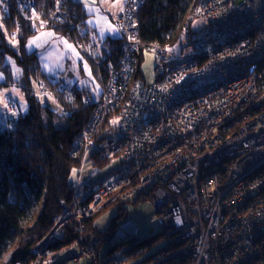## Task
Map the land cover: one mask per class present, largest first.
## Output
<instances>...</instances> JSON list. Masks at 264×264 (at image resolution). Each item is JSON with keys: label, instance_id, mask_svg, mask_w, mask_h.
<instances>
[{"label": "built area", "instance_id": "1", "mask_svg": "<svg viewBox=\"0 0 264 264\" xmlns=\"http://www.w3.org/2000/svg\"><path fill=\"white\" fill-rule=\"evenodd\" d=\"M144 1L123 0L115 19L120 62L102 94L83 100L93 113L73 149L121 156L122 167L103 184L79 176L65 219L72 209L83 220L104 199L151 193L167 242L151 264H264V0H194L177 44H145L156 54L152 84L135 76V13ZM64 3L55 2L50 18L61 26L68 24ZM22 15L36 19L31 2ZM112 109L119 116L107 130L115 137L102 138L97 129ZM60 226L42 238L29 264L50 261ZM87 240L70 252L71 264H103L98 238Z\"/></svg>", "mask_w": 264, "mask_h": 264}, {"label": "trees", "instance_id": "2", "mask_svg": "<svg viewBox=\"0 0 264 264\" xmlns=\"http://www.w3.org/2000/svg\"><path fill=\"white\" fill-rule=\"evenodd\" d=\"M54 1L33 0L38 20L45 21L46 27L58 34L73 33L74 29L69 26L50 22ZM193 2L194 0H145L135 15L139 41L143 44H172L177 41L184 25L188 23ZM67 3L73 5L70 0ZM68 15L74 23H80L77 5H74V12L70 11ZM0 24V64L2 58L8 56L21 70L22 75L17 83L27 103V111L19 114L9 128L0 126V264H29L38 243L55 226L62 208L71 206L75 184L69 182V177L82 163V152H72L75 143L82 137L90 108L83 104L88 95L84 91L73 90L69 94H74V97L70 99L68 94L66 100L64 92L57 88L58 83L41 72L37 56L25 51V41L35 31L33 23L21 17L16 5H9L7 11L2 13ZM9 37L17 40V49L7 44L6 39ZM108 45L110 54L98 69L102 84L105 83L107 72L119 64V39L109 41ZM145 50H140L138 54L136 77L142 78L140 62ZM1 68L6 80L11 82L12 77L7 67ZM33 83L43 93L53 96L64 111H70L71 115L67 112L60 117L48 107L42 106L32 91ZM104 129L103 126L99 134L102 138L108 132ZM88 157L94 158L97 165L104 162L92 154ZM134 198L132 202L123 203L136 205L150 200L147 195L144 198L140 195ZM113 203L122 202H111L108 206ZM126 215L127 209L119 207L105 233L96 231L93 226L94 217L84 218L80 229L73 223L66 225L54 236L56 240L53 248L57 251L72 244L78 246L81 240H87L91 236L111 235ZM82 234L84 238L81 237ZM153 239L154 237L137 242L136 238H128L120 243L108 244L105 251L120 252L122 262L136 261L150 250ZM150 257L142 259L138 264L147 263Z\"/></svg>", "mask_w": 264, "mask_h": 264}, {"label": "rangeland", "instance_id": "3", "mask_svg": "<svg viewBox=\"0 0 264 264\" xmlns=\"http://www.w3.org/2000/svg\"><path fill=\"white\" fill-rule=\"evenodd\" d=\"M28 1L31 2L32 6L34 7L33 0H6V1L0 0V20L2 18V13H5L7 11V8L9 5H13V6L16 5L17 9H18V13L21 15V12L26 9V5L28 4ZM56 1L57 0H55L54 2H56ZM246 2H248V1H246ZM251 2H253V1H251ZM258 4H260V3H258ZM54 5H55V3H54ZM53 8H54V6H53ZM53 8H52V10H53ZM34 9H35V7H34ZM64 9L68 13H69V11L74 12V4L68 5L67 0H65ZM35 12H36V9H35ZM28 15H29V13H28ZM135 15H136V13H135ZM25 16H27V15H25ZM21 17L24 20H28L32 23L36 22L33 20L38 19L37 13H36V19H29L27 17H24L23 15ZM50 22L55 24V25H58V24L54 23L53 21H50ZM69 24H73L74 26L77 27V30L73 28L74 30L72 31L75 35V38H76L75 39L76 46H78L79 49H82L84 51L85 55L88 57V59H90V52H91L89 50L90 47L86 46L84 37L82 35H80V33H79V24L80 23H74L72 20H70L69 15H68V24L64 25V26H68ZM0 26H1V24H0ZM198 26H199V21L194 20L192 23V27L197 28ZM118 39H119V37H118ZM6 42L12 48L15 47L16 43L12 38H10V37L7 38ZM176 42L177 41H175L172 44H175ZM80 43L83 45H80ZM188 49L189 48H187V47L182 49L181 52H179L180 56L185 55L187 52H189L190 50L187 51ZM155 59H156V54L154 52L149 51V50L144 51L143 56H142V60L140 62V72H141L142 78H140V77H137V78L141 79L146 84H152L155 80V72H154V67L156 64ZM13 63H14V61H13ZM102 64H103V62L97 64V70L99 69V67L101 68ZM1 67H2V60H1V64H0V75H2V74L4 75L3 76L4 81L2 82V79L0 78V89H1V84L7 85V84H12L14 82L13 78H12L11 82H8L6 80L5 74L3 73V70H1L2 69ZM9 70L10 69L8 68V71ZM108 72H107V74H108ZM9 73H10V71H9ZM11 77H12V75H11ZM17 82H16V84L19 86V84ZM104 88H105V84L103 83L101 85V88L99 89V91H98L99 93L97 95L91 96L90 94L87 93L88 98L87 97L86 98L91 99V98L99 97L102 94L101 90H103ZM19 89H20V87H19ZM63 90H65V91H63ZM63 90L62 91L64 92L66 100H68L67 95L69 94V92L72 93L73 90H70L68 88L63 89ZM32 91L35 94V97L37 98L38 102L42 106L48 107L50 109V111H52L57 116L61 117V116L65 115L66 112L64 111V108L62 107L60 102L55 100L53 98V96H51L49 93H47V92L43 93L41 91V88L37 84H35V83L32 84ZM21 92H22V90H21ZM73 96H74V94H73ZM23 98H24V95L22 97V100H23V105H25L26 109L24 107V109H23L24 111H22V113L23 112L25 113L27 111V103H26L25 99H23ZM89 103L90 102H87V104L85 106L93 108V105H91ZM5 108H7L8 110L13 109L11 103L6 104ZM1 111H3V108H0V122H1V116H4V114L6 113V112H1ZM92 113H93V109L90 110V115H89L88 121L90 120ZM107 115L108 116L105 120V123L103 125L101 124L98 127V129H97L98 131L99 130L101 131L103 126L105 127L104 130L108 129L109 122L110 123L112 122L110 120V118L111 117L114 118L116 116H119L118 109H112L111 112H109ZM108 120H109V122H108ZM4 126H6V128L8 127V125L5 123H4ZM86 129L88 132L87 136H89L88 146H91L92 143L90 142V140H91L92 136H90V131L92 129L89 126ZM108 134H109V131L106 134L104 133L103 138L105 135H108ZM110 137H115V133H110L109 138ZM99 139H101L99 141H102V138L99 137ZM88 149H89L87 151L88 154H84L83 151H81L82 152L81 167L79 169H75L71 173V175L69 177V182H71L72 185L75 184L77 179H78V176H80L81 180L84 181L86 184L98 185V184L107 183L108 181L116 178L118 171L122 167V157L117 156V157H113V158H108L109 159L108 160L106 156H103L101 154L98 156V154L95 152V150L90 149V148H88ZM72 154H75V153L72 152ZM90 154L94 155V157H96L98 160L104 161L103 164L97 165L96 160L94 158L88 157ZM145 195L150 197V200H147L145 202H139L136 205L123 203V201L132 202L135 199L134 197L127 198L123 201H121L120 199H115L113 201H109V202H119V201L122 202L120 204L119 203H113L112 205H109V206H108V199H104L101 202L97 212L95 211L92 213V215L88 216V217H94L95 218L93 226L96 229V231L105 233L108 231L111 218L118 212V208L121 207V208L127 209V215L122 220L119 221L118 227L116 228V231L113 234H111V235L105 234V235L96 236L98 238V242H99L97 245L98 246L97 252H98L99 256H97L96 258L100 262H102L103 264L105 262H107L108 260H116L117 258H119V260H121L119 257L120 252H118V251L113 252V253L107 252V251H105V247L108 244L120 243L123 240L128 239V238H136V241L138 242V241H142V240L154 237V239L151 241L152 246H151L150 250L147 251L144 255H142L136 261H130V260L126 261L125 260V261L121 262L120 264H138L140 261H142V259H145L149 256H151V257H150L149 261L145 264H151L153 257L159 252V250L166 247L167 242H166V239L164 236V227H163V223L161 221V217H160L161 215L157 214L154 207H153L154 198H153L152 194L150 193V194H145ZM145 195L142 198H144ZM73 200H75V199H73ZM72 201L70 203L71 205H72ZM69 208H70V206L63 207L61 214L58 216V218L55 221V224H59V222H60L62 225H64V226H60L59 228H57L58 232H60L61 227H65L66 225H69L72 223L78 229H80L82 227V225L84 224L83 220L80 221L79 218L74 217L75 212H72V209L70 210L71 211L70 218L67 220L65 219L67 217L65 214L66 209H69ZM97 213H99V215H97ZM75 222L77 223L76 225H75ZM122 231L124 232V234L126 232H135V235L133 234L132 237H127L126 234L121 235ZM80 233H83V232H80ZM158 234H160V235H158ZM81 237L84 238L83 234L81 235ZM86 241H88V240H81V243H78V244L85 243ZM75 246H76V244H72L70 247L57 250V252L52 256V258L49 259L50 261H47L45 264H63V262H66V263L69 262V264H71L72 261L69 257V254L71 251H76L77 247H75ZM67 257H69V258H67ZM58 258H60V259H58ZM52 260H54V261H52ZM79 263L80 264H88V261H87V259H82V260H79Z\"/></svg>", "mask_w": 264, "mask_h": 264}, {"label": "crops", "instance_id": "4", "mask_svg": "<svg viewBox=\"0 0 264 264\" xmlns=\"http://www.w3.org/2000/svg\"><path fill=\"white\" fill-rule=\"evenodd\" d=\"M70 1L78 6L80 17L79 33L84 37L86 46L91 48H89L91 51L90 59H88L82 49L76 46L74 33L58 34L53 29L47 28L45 21L43 22L41 19L32 24L35 34L26 39L24 49L27 53H34L37 56L41 72L48 79L58 83V89H76L94 96L99 93L98 91L102 85L101 80L98 78L97 64L104 62L110 54L109 41L118 39L117 31L113 32L111 29H116L115 19L121 10L120 7L113 6L116 4V0ZM237 1H253L258 4L262 0ZM46 33H52V35H43ZM37 37L40 38L37 40V45L39 46L30 43L36 40ZM14 41L16 43L14 48L17 49V40ZM62 41H67L71 44L79 56L77 57L70 51ZM85 64H87L91 76L85 71ZM2 66H7V69H10V75H12L14 82L7 85L1 84L0 108H3L1 112L6 113L1 116L0 126H4V123L10 126L19 114L24 113H22L25 107L22 100L23 94L16 84L22 72L8 56L2 58ZM0 76L3 82L4 75ZM8 103L12 104V110L5 108ZM125 234L127 237H132L135 232H126ZM125 234L122 231L121 235ZM63 264H69V262H63Z\"/></svg>", "mask_w": 264, "mask_h": 264}, {"label": "snow or ice", "instance_id": "5", "mask_svg": "<svg viewBox=\"0 0 264 264\" xmlns=\"http://www.w3.org/2000/svg\"><path fill=\"white\" fill-rule=\"evenodd\" d=\"M122 2H123V0H116V4L113 5V6H114V7H120V10L123 11V8L121 7ZM111 31L115 32V31H117V30H116V29H111ZM43 35L51 36L52 33H46V34H43ZM39 39H40V38L37 37L36 40H33V41H31L30 43L33 44V45H37V40H39ZM62 43H64L65 46H66L70 51H72L75 55H77V57L79 56V54L75 52V49L73 48V46H72L71 44H69L67 41H62ZM37 46H39V45H37ZM84 69H85L86 72H88L89 76H91V73L88 71V66H87V64L84 65Z\"/></svg>", "mask_w": 264, "mask_h": 264}, {"label": "bare ground", "instance_id": "6", "mask_svg": "<svg viewBox=\"0 0 264 264\" xmlns=\"http://www.w3.org/2000/svg\"><path fill=\"white\" fill-rule=\"evenodd\" d=\"M141 8V7H140ZM140 42V41H139ZM142 49H146V47H145V44H143V43H141L140 42V46H139V48H138V51L136 52V59H137V62H138V54H139V52H140V50H142ZM120 59H121V54L119 53V62H120ZM137 65V64H136ZM90 108V110H92L93 108L92 107H89ZM68 111H66V113H67ZM69 116L71 115V112L69 111L68 113H67ZM54 227V226H53ZM53 229V228H52ZM51 229V230H52Z\"/></svg>", "mask_w": 264, "mask_h": 264}]
</instances>
